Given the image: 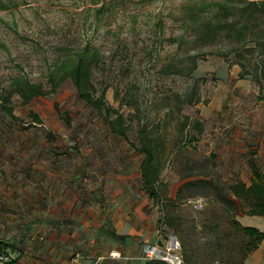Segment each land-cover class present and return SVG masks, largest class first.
I'll list each match as a JSON object with an SVG mask.
<instances>
[{"label": "rangeland", "instance_id": "rangeland-1", "mask_svg": "<svg viewBox=\"0 0 264 264\" xmlns=\"http://www.w3.org/2000/svg\"><path fill=\"white\" fill-rule=\"evenodd\" d=\"M263 2L0 0V91L21 80L44 89L50 76L58 82L53 93L27 103L12 94L16 119L0 111V244L14 264H94L98 257L97 264H142L147 248L162 249L172 238L181 245L182 231L196 242L191 244L197 254L206 250L204 237L224 239L220 209H206L200 197L168 213L171 227H158L159 211L141 186V154L110 132L64 73L81 52L97 54L90 80L97 89L108 87L107 104L126 116L132 109L119 100L134 99L141 115L159 126L165 158L160 178L174 198L188 180L180 175L200 170L199 155L212 152L210 138L225 119L246 131L240 126L256 125L263 114L264 127V109L256 108L264 91L258 93L249 77L250 86H234L231 72L238 66L229 52L259 35L264 12L255 4ZM191 57L196 68L187 73ZM184 94L199 102L181 105L173 98ZM250 110L258 115L255 123L247 116ZM183 116L188 126L203 123L196 142H188L195 130L180 131ZM127 137L135 141L134 127ZM214 162L215 171L230 182L216 155ZM256 164L264 172V154ZM194 201H200L199 208ZM204 218L217 222L218 229L207 225L202 231ZM243 222L264 232V218L248 216ZM99 227L127 237L114 242L99 235ZM230 239L234 246L239 242L237 236ZM111 251L120 258H110ZM227 251L223 247L219 256Z\"/></svg>", "mask_w": 264, "mask_h": 264}, {"label": "trees", "instance_id": "trees-1", "mask_svg": "<svg viewBox=\"0 0 264 264\" xmlns=\"http://www.w3.org/2000/svg\"><path fill=\"white\" fill-rule=\"evenodd\" d=\"M255 8L264 12V2L255 4ZM231 24V23H230ZM247 29V28H246ZM259 35L249 38L240 47L230 48L229 52L235 57L234 64L238 66V79L249 77L250 81L257 88L258 93L264 91V26L260 28ZM239 35V34H238ZM254 35H256L254 33ZM224 56L223 54H217ZM97 54H87L81 52L77 55L75 62L65 70V78L71 80L72 85L76 89L78 98L83 100L92 111L106 123L111 133L120 136L127 141L129 145L141 154L139 163L140 180L143 191L146 196L153 202L159 211V217L156 220L158 227H171L168 220V213L175 209L178 205L192 201L194 197H200L207 201L208 210L212 211L214 207H218L221 212V221L227 227L224 239L220 237L207 238L204 237L203 246L206 250L197 254L191 243H196L188 237L187 233L180 232L181 245L180 253L183 264H244L245 259L255 251L264 240V232L253 226L242 225L237 219L238 214L243 216H256L264 218V172L256 164L253 158H249L248 165L251 176L248 183L239 179L230 182L224 181L215 171L214 153L200 154V170L197 172H186L180 175V179L185 180L177 188L175 197L168 196V188L165 182L160 178V170L165 158L163 157V148L161 145V134L158 125L149 123L144 116L141 115L136 101L134 99L119 100V105H124L132 109L126 116L118 110L113 109L107 104L104 93L108 88L104 86L97 89L90 80L91 67ZM190 73L196 68L195 58H189ZM63 76V77H64ZM50 87L44 89L41 84L30 83L27 80L15 82L11 87L0 91V111L6 115L15 118L13 108L10 105V97L16 94L22 103H27L33 98L44 97L53 93L58 85L53 76L49 78ZM117 97V94H116ZM173 98L181 105L197 104L199 99L193 100L187 94L183 96L174 95ZM264 100V96L260 97ZM205 103V102H204ZM56 109V105L54 104ZM58 113L59 118L65 122L69 121L66 114ZM33 122L39 123V117L32 111L28 112ZM187 116H183L184 122L181 124L180 131L187 128L196 131V136L189 135V143L196 142L198 136L202 134L203 123L195 120L190 126L187 124ZM135 128V141H129L127 132ZM187 135V134H185ZM185 148V144L179 146L175 152L171 154V158L176 156L180 150ZM197 188L199 192L195 194L189 193L192 189ZM185 191L188 194H185ZM207 225L212 226V231L218 229V223L212 222L207 218L202 220L200 229L204 231L209 229ZM196 222L190 220V230L192 235L195 234ZM98 233L106 236L115 242H124L126 235L116 233L112 228H99ZM237 236L239 242L234 246L231 244V237ZM234 246V247H233ZM228 249L226 256H219L222 249ZM0 251L9 256V264H14V260L10 257L7 249L0 244ZM237 255V256H236ZM238 257V258H237ZM237 258V259H236ZM142 264H167L160 260H146Z\"/></svg>", "mask_w": 264, "mask_h": 264}, {"label": "crops", "instance_id": "crops-1", "mask_svg": "<svg viewBox=\"0 0 264 264\" xmlns=\"http://www.w3.org/2000/svg\"><path fill=\"white\" fill-rule=\"evenodd\" d=\"M238 71H239L238 68H235V66L232 67L231 75L232 77L237 79L236 82H233L234 86H242V87H247L248 85L250 86L251 82H245L247 81L245 80V78L238 79L237 77ZM224 83L230 84L231 82H224ZM258 107L264 109L263 100L257 102L256 108ZM240 115L243 116V114ZM247 116L249 117V119L253 120V123H255L256 122L255 119L258 118V115L253 110L248 111ZM262 117L263 114L261 118H259L258 123L256 125L253 124L250 127H248V125L240 126V128L242 127L248 129L246 131L237 130L236 129L237 126L234 122H231V120L229 119H225L221 124L222 128L219 129L220 132H215L214 134H212L210 138V141L212 143V150L210 151H212V153L216 155V158L219 160V162L222 165L221 166L222 169L224 168L223 169V174L225 175L224 179L231 181L235 179H239L245 183L249 182L251 176L250 168L248 165L249 158H253V160L256 162V158L260 159L264 154V138H263L264 127L259 125L261 123ZM244 217H248V216L242 215L238 218V221L242 225L249 226L243 222ZM252 217H256V216H252ZM99 228H106V227H99ZM98 229H97V233H98ZM245 263L264 264V240L259 245V247L248 256V259H246Z\"/></svg>", "mask_w": 264, "mask_h": 264}, {"label": "built area", "instance_id": "built-area-1", "mask_svg": "<svg viewBox=\"0 0 264 264\" xmlns=\"http://www.w3.org/2000/svg\"><path fill=\"white\" fill-rule=\"evenodd\" d=\"M194 207H200V201H194ZM110 258L118 259L120 254L117 251H111L109 253ZM102 260V257L96 258L94 264H97ZM143 260H160L167 264H183L181 253H180V244L175 239H170L162 249L147 248L143 254ZM0 264H9V256L0 251Z\"/></svg>", "mask_w": 264, "mask_h": 264}]
</instances>
